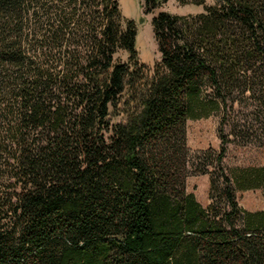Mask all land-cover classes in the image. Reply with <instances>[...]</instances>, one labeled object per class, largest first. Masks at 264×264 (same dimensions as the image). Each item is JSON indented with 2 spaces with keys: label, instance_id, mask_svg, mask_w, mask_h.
<instances>
[{
  "label": "trees",
  "instance_id": "trees-1",
  "mask_svg": "<svg viewBox=\"0 0 264 264\" xmlns=\"http://www.w3.org/2000/svg\"><path fill=\"white\" fill-rule=\"evenodd\" d=\"M178 2L204 11L153 18L151 71L119 0H0V264H264V210L237 199L264 167L229 175L222 135L193 158L187 127L222 132L246 95L264 122V0Z\"/></svg>",
  "mask_w": 264,
  "mask_h": 264
},
{
  "label": "rangeland",
  "instance_id": "rangeland-1",
  "mask_svg": "<svg viewBox=\"0 0 264 264\" xmlns=\"http://www.w3.org/2000/svg\"><path fill=\"white\" fill-rule=\"evenodd\" d=\"M123 17L134 21L138 30L137 49L140 60L151 71L160 61L161 56L154 37L152 20L161 12L173 15H196L204 11L203 7L195 5H182L178 0H169L159 7L153 14L146 15L141 0H119ZM214 0H206L207 5H213ZM126 55L123 59L126 60ZM244 97L238 100V105L230 114L228 124L221 130L223 115L213 114L209 118L188 121V144L194 157L207 150L218 152L222 146L221 135L229 138L224 166L227 173L233 176L237 168H263L264 167V122L257 121L260 109L251 99ZM125 120V117H112L114 123ZM262 122V124H261ZM239 124L237 131L231 134L232 126ZM252 126H254L253 129ZM250 135V137H248ZM213 155V154H212ZM212 161V158L209 159ZM187 190L194 193L202 206L210 204V175L197 174L189 177ZM239 205L247 211L256 212L264 210V189L248 191L237 190Z\"/></svg>",
  "mask_w": 264,
  "mask_h": 264
}]
</instances>
